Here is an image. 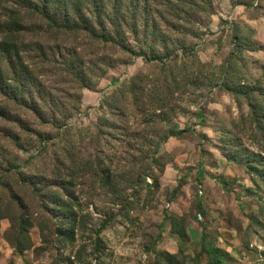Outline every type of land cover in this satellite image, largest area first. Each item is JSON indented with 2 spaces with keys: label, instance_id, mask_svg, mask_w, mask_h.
I'll list each match as a JSON object with an SVG mask.
<instances>
[{
  "label": "rangeland",
  "instance_id": "374dc122",
  "mask_svg": "<svg viewBox=\"0 0 264 264\" xmlns=\"http://www.w3.org/2000/svg\"><path fill=\"white\" fill-rule=\"evenodd\" d=\"M140 2L148 33L186 34L164 21L179 18L196 37L174 51L130 37L141 57L37 13L20 33L0 25V264H215L208 249L264 264V0ZM184 52L200 75L174 67L148 127L162 54ZM226 63L228 89L215 85ZM139 74L150 81L131 97ZM171 127L190 130L150 158L152 128Z\"/></svg>",
  "mask_w": 264,
  "mask_h": 264
},
{
  "label": "trees",
  "instance_id": "16d2710c",
  "mask_svg": "<svg viewBox=\"0 0 264 264\" xmlns=\"http://www.w3.org/2000/svg\"><path fill=\"white\" fill-rule=\"evenodd\" d=\"M143 1L144 3L146 2L145 4L149 2V0ZM10 2L11 6L8 14H6L8 16L6 18L3 16V19L0 21V25L4 26L8 32H23L26 26V14L37 13L43 22H47L49 27L62 29L65 33H86L93 40L119 46L121 50L133 56L145 57L144 49L140 48L144 43H147L151 49L157 42H160L163 47L170 48L173 51L183 48L186 36L196 37L198 33V28L190 20L179 18H166L164 21L170 28L176 27L173 23L177 21H183L186 23V26L190 25L186 34L174 36L169 32L163 33L155 28L148 33L150 23L155 22V20L149 19L142 14L143 10L146 11L147 5L139 7L141 4L140 0H138L137 6L131 4L130 0H125V4L122 0H26V2L25 0H10ZM137 10L141 12L138 13ZM155 25L156 23H154ZM149 36L153 37L152 40L149 39ZM130 37L136 38L141 42L138 52L127 44V40ZM195 54L192 52L191 54L184 52L181 56L177 54L173 58H170L165 53L162 54V59L164 60H161L160 71L158 73L159 77L156 79L157 84L155 85V93H153L154 97L150 100L154 105V109L151 111V114H147L150 116V121L147 122L148 127H151L149 125L152 123L151 121L158 119L159 115L156 114L157 111L163 110V106L161 105L163 104L162 101L165 93L174 89H172V85L178 84V79L174 77L176 75L174 73L175 68H178L180 74L186 77L189 73L187 72L188 68L186 66L189 65L187 63H190L189 67L195 71L196 78L200 75L198 69L204 65L196 58ZM179 60L181 62L177 64ZM227 70L228 64L226 63V66H224V74L220 75L218 79H215L216 86L228 89V84L225 82V73H227ZM170 77L172 81H168ZM212 78V74L208 72L203 81L211 84L214 80ZM147 80L150 81L145 75H136L122 89L128 91L131 97H134L135 93L140 89L144 95L146 85H148ZM197 114L199 117L202 116L201 111ZM152 130L154 131L151 133V136H155L158 139L155 140V144L153 145L155 149H153L152 154L148 155L150 158L157 157L156 154L161 144L170 136L179 137L190 129H174L171 127L162 132L158 131V129L152 128ZM151 177L153 179L152 182H157L156 175L152 173ZM172 218L173 220H177L179 216H173ZM104 225L105 223L102 226ZM208 250L213 255L215 264L221 263L218 253L214 249Z\"/></svg>",
  "mask_w": 264,
  "mask_h": 264
}]
</instances>
